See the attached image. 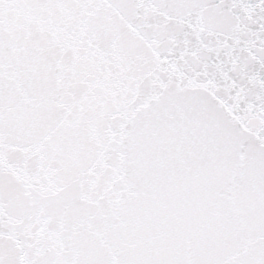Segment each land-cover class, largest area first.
Returning a JSON list of instances; mask_svg holds the SVG:
<instances>
[{
  "label": "snow or ice",
  "instance_id": "snow-or-ice-1",
  "mask_svg": "<svg viewBox=\"0 0 264 264\" xmlns=\"http://www.w3.org/2000/svg\"><path fill=\"white\" fill-rule=\"evenodd\" d=\"M0 264H264V0H0Z\"/></svg>",
  "mask_w": 264,
  "mask_h": 264
}]
</instances>
